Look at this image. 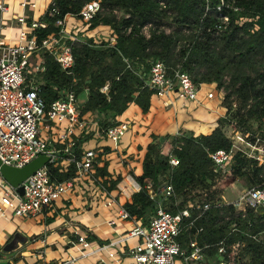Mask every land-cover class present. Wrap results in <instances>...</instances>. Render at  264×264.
<instances>
[{
    "label": "trees",
    "instance_id": "trees-1",
    "mask_svg": "<svg viewBox=\"0 0 264 264\" xmlns=\"http://www.w3.org/2000/svg\"><path fill=\"white\" fill-rule=\"evenodd\" d=\"M90 1L93 0H54V6H49L42 17L46 27L37 29L38 39L55 33L58 19L76 15ZM95 1H99L100 9L90 20L88 29L110 26L116 35L114 46H109L106 40L97 42L92 37L79 38L72 46L74 65L70 73L62 70L52 56L43 54L44 70L34 79L39 96L49 105L70 91L78 96L86 89L87 100L79 108V114L97 113V124L105 128L116 123L115 118L130 103L138 105L143 113L148 111L153 91L144 86L142 78L148 74L153 60L163 61L168 68L180 64L195 83L214 82L218 89L224 88L227 75L225 88L229 92L222 98L226 115L218 119L210 134L192 136L180 131L171 137V152L178 158L176 166L169 164L168 156L161 154L155 144H149L142 161V173L133 176L141 189L131 195L124 208L132 217L147 223L154 204L144 188L145 181L150 180L157 186L161 184L160 176L168 177L176 199L182 198L176 206L173 205L174 198L168 201L169 206L165 204L172 213L193 201L188 196L191 191L203 190L207 194L199 203L207 201L213 206L194 222L192 233L202 227V231L194 236L197 244H213L223 238L229 243L241 241L244 246L237 264H264V214L246 210L242 216L232 205H214L220 199L219 195L215 199L217 192L213 193L211 187L221 173L214 171L209 157L217 149L231 147L232 140L226 135L225 127L232 121L244 131L246 139L253 140L258 134L264 140V128L259 131L264 125V0H224L227 6L223 12L229 16V23L224 32L215 35L206 28L216 20L211 11L219 0H208L211 9L205 15V0ZM52 7L57 11L54 15L49 14ZM115 11L124 15L117 17ZM169 23L174 28L166 32ZM147 24L149 36L142 32ZM182 29L193 33L189 43L174 55L173 48ZM105 85L107 90L104 92ZM231 95H234L233 99ZM234 102L235 112L230 114ZM253 123L257 124L255 131L251 130ZM47 168L57 181L69 179L75 172L74 164H70L65 172L53 164H48ZM95 173L106 175V165L96 168ZM231 173L236 177L244 176L250 185L264 182V165H257L241 152L233 156ZM120 179L111 181L107 189L116 187ZM233 223L235 230L229 229ZM188 233H182L178 239L184 242Z\"/></svg>",
    "mask_w": 264,
    "mask_h": 264
},
{
    "label": "built area",
    "instance_id": "built-area-1",
    "mask_svg": "<svg viewBox=\"0 0 264 264\" xmlns=\"http://www.w3.org/2000/svg\"><path fill=\"white\" fill-rule=\"evenodd\" d=\"M8 0H0V162L7 166L22 167L39 155L49 156L46 165L35 170L22 183L14 187L4 180L0 172V218L11 217L30 218L40 214L45 208L52 206L63 194L69 191L75 179L86 174H92L94 161L97 156L95 149L84 150L81 154H73L69 151L74 141L70 134L76 129L84 131L86 121L79 114L77 96L73 91L52 101L49 105L39 96V88L28 80L36 72L44 70L43 54L54 58L62 70L70 73L74 65L72 46L79 40L77 32L67 29L65 15L55 22L58 30L44 38L38 39L37 29L45 28L47 23L43 20H29L22 13L15 17L16 29L12 35L4 34L6 28L3 16L8 11ZM204 15L209 13L210 6L205 0ZM51 0L49 6H54ZM23 9L28 6L36 7L34 1L23 0L20 2ZM48 6V8H49ZM227 6L224 0H219L212 11L215 14V22L206 28L211 34H220L225 31L229 23V16L223 12ZM47 8V9H48ZM99 1L85 3L76 15L81 22L89 24L90 20L99 11ZM57 11L51 8L50 15ZM129 15H125L128 17ZM10 27V25H9ZM149 24L143 26L142 32L149 36L147 29ZM11 27L9 31H11ZM107 44L114 46L116 35L112 33L107 38ZM34 57H39V62L33 63ZM129 67V65H128ZM141 76V72L137 71ZM144 86L153 91L159 97L175 96L181 101H197L199 88L191 75L182 69L180 64L168 68L159 59L150 62L149 72L143 76ZM107 86L102 88L106 91ZM213 93L208 92L207 98H212ZM51 122L55 126L65 124L63 131L55 132L53 142L63 143L66 146L64 152L69 154L68 161L74 164L75 172L72 178L57 181L52 178L47 168L48 164L57 165V150L50 146L47 138L39 134V125L43 122ZM128 129L126 122H117L108 127L100 128L98 132L113 140L120 139ZM242 144L245 149L238 148L232 143L229 149H217L209 154L214 164V171L230 172L233 156L241 152L247 158L264 165V140L254 135L253 140L244 137ZM263 153V155L261 154ZM171 166L178 164V158L171 151L167 154ZM19 186L23 187V193L17 191ZM134 190L139 191L141 185L134 181L131 185ZM100 189L107 194V189L100 184ZM144 188L147 190L148 198L154 204V210L147 223L138 221L132 217L123 205L117 206L116 218L128 221L130 227L121 235L112 240L97 243L91 246L87 233H80L74 229L73 238L69 243L79 245V256L69 254L56 264H78L81 257L93 253L106 251L108 258L113 264H123L119 255H125L131 262L127 264H237L240 260L241 249L244 243L241 241L229 243L225 238L213 244L199 245L194 236L202 231V227L194 228V222L201 218L205 211L213 205L210 202L203 204L188 201L189 206L170 212L164 200L174 198L173 205L176 206L174 189L166 177L163 184L155 186L152 181L146 180ZM121 194L126 190L118 186ZM104 206L115 204L113 197H105ZM223 202H216L215 206H221ZM235 212L245 216L246 210L264 214V182L242 189L231 204ZM262 208V212L259 209ZM192 212L194 214H192ZM114 219L108 220V225H114ZM229 229L235 230L233 223ZM188 233L187 239L182 242L178 238L182 233ZM39 237V238H38ZM41 236H32L31 242L40 240ZM255 238V236H253ZM135 239L134 243L130 241ZM39 258L44 256V247L38 249ZM102 264L106 262L99 259Z\"/></svg>",
    "mask_w": 264,
    "mask_h": 264
},
{
    "label": "crops",
    "instance_id": "crops-1",
    "mask_svg": "<svg viewBox=\"0 0 264 264\" xmlns=\"http://www.w3.org/2000/svg\"><path fill=\"white\" fill-rule=\"evenodd\" d=\"M22 1H7L8 11L3 16L6 24V28H3L4 34H13L16 29L15 17L22 13L29 20H42L51 2V0H28L34 1L36 7L28 6L23 9L20 5ZM65 21L67 29L68 26L75 28L79 22L85 26L89 25L72 15H67ZM9 25L11 31H9ZM103 29L109 32L108 36L113 33L108 25H98L90 30ZM30 78L33 76H29L28 80ZM197 86L199 88L197 101H181L173 95L159 97L152 94L150 107L145 113L138 105L130 103L126 110L115 118L116 123L126 122L128 124L127 131L118 140L109 139L98 132L97 113L82 114L81 118L86 121V127L82 132L76 129L70 134L74 144L69 151L73 154L77 152L81 154L84 150L95 149L97 156L92 174L76 178L69 191L35 217L23 218L25 220L20 221V217H11L9 214L7 218H0V264H56L69 254L79 256V245L73 246L69 243V240L73 238L74 229L80 233H87L92 247L99 242L115 239L128 229L130 227L128 221L116 218L117 206L119 204L124 206L130 201L131 195L136 192L131 186L135 181L133 176H140L142 173V161L147 146L155 144L161 154L167 155L170 151L169 146L172 148V144L169 143L172 136L180 134V131L192 136L210 134L217 126L218 119L226 115V109L221 103L222 98L218 99L217 94L215 95L216 83L203 82L197 83ZM208 92L213 93L212 98H207ZM83 96L84 99L80 100ZM86 100L87 90L84 89L77 96L79 108ZM40 126V136L47 138L50 146L57 150V165L55 166H59V170L65 172L71 164L68 161L69 154L64 152L67 140L63 143L52 140L54 133L63 131L65 124L55 126L46 121ZM103 165H106L107 174L97 175L95 169L102 168ZM117 177L121 179L116 187L108 190L110 182ZM100 184L106 187L107 194L100 189ZM118 186L126 190L125 195L120 193ZM232 186L235 185L232 184ZM105 197H113L115 204L104 206ZM110 219H114V225H108ZM138 221L142 222L140 219ZM25 229L28 232L27 235L23 234ZM32 236H41L44 242L40 240L31 242L29 238ZM14 238L18 244L16 249L4 251L2 248ZM21 238L24 239L23 243L19 241ZM130 242L134 243L135 239ZM41 247H44L45 252L43 258L37 255ZM119 256L123 264L131 262L125 255ZM100 258L104 259L105 264H113L106 251L81 257L78 264H102Z\"/></svg>",
    "mask_w": 264,
    "mask_h": 264
},
{
    "label": "rangeland",
    "instance_id": "rangeland-1",
    "mask_svg": "<svg viewBox=\"0 0 264 264\" xmlns=\"http://www.w3.org/2000/svg\"><path fill=\"white\" fill-rule=\"evenodd\" d=\"M115 13V15L117 16V17H121V16H123L124 14L121 12V11H115L114 12ZM169 22H171L170 21V19H169ZM170 24V23H169ZM170 27H165V30H166V32H169L170 30H173V28H174V25H169ZM87 27H89V25L88 26H85L84 24H82V23H77V26L74 28H71L70 26H68V30H75V32L77 31V32H80V33H78L79 35V38H83V37H86V38H88V37H92L95 41H97V42H101V41H103V40H107L106 38H108V31H106V29H103V30H98V31H91L90 29H88ZM77 29V30H76ZM78 29H79V31H78ZM83 31V32H82ZM147 32H148V29H147ZM191 33H193L192 32V30H186V29H182L179 33H178V39H177V41H176V45H175V47L173 48V54L175 55L177 52H178V50H179V48H181L182 46H185L186 44H188L189 43V41H188V39H189V37H190V35H191ZM82 34V35H81ZM88 35H90V36H88ZM173 61H175V59L174 60H171V62H173ZM37 62H39V57H34V59H33V63H37ZM38 72H36L34 75H33V78L35 79V77H37L38 76V74H37ZM224 80H225V83H224V88H222V89H218L217 87H215V95H216V98H218V99H221V98H223V96L227 93V92H229V90L228 89H226L225 88V86H226V84H227V81H228V76L226 75L225 77H224ZM216 86H217V84H216ZM234 98V95H231V99H233ZM84 99V96L83 97H81L80 98V100H83ZM223 100V99H222ZM222 103V102H221ZM233 109L231 110V112H230V114H234V112L235 111H233L235 108H236V102H234L233 103V107H232ZM226 109V108H225ZM39 128H41V126L39 125ZM245 128V127H244ZM252 129V131H255V130H257V124L256 123H253V125H252V127H251ZM262 128H264V125L261 127V129L259 130V131H261L262 130ZM241 130V128L240 127H238V125H236V123H235V121H232L229 125H227L226 127H225V133H226V135L232 140V143H234L238 148H240V149H245V150H247L248 151V149H246L245 147H244V145L242 144V140L244 139V131H240ZM258 131V132H259ZM237 132V134H235ZM243 132V133H242ZM258 132H256V133H258ZM246 134H248L247 132H246ZM255 135H257V136H259L260 137V135H258V134H255ZM231 137H233V138H231ZM169 143H171V140H169ZM169 150L171 151L172 150V148H171V146H169ZM262 155H263V153H261ZM128 176H130V175H128ZM126 177V176H125ZM130 177H132V176H130ZM133 178V177H132ZM165 176H160L159 177V179H160V181H161V184H163L164 183V181H165ZM134 179V178H133ZM135 180V179H134ZM232 184H234L235 186H232L231 187V185ZM249 186H252V185H250V184H248V182H247V180L245 179V177L244 176H242V177H236V176H234L232 173H231V169H230V172H225V173H221L217 178H216V181L214 182V187H211V190H212V192L214 193V192H217V194L215 195V199H217L218 197V195H219V199H220V201L221 202H223L224 204H231V202H233L234 201V199L237 197V195L239 194V192L242 190V189H244V188H247V187H249ZM232 188V189H231ZM206 192L205 191H203V190H193V191H191L189 194H188V196H191L192 197V199H193V202L192 203H199V202H202L201 200H203V198H205V196H206ZM222 195H224V197H222ZM169 200H164L163 201V204H166L167 206H169L168 204H169V202H168ZM182 201V198H177L176 199V204H178V203H180ZM220 201H217V202H220ZM207 202V201H206ZM200 204V203H199ZM185 206H189V203L187 202L186 204H185ZM19 220L20 221H23V220H25V219H23V218H19ZM28 223V222H27ZM27 224L25 223V226H26ZM26 233H28L27 231H26V229L25 230H23V234L24 235H27ZM26 237V236H25Z\"/></svg>",
    "mask_w": 264,
    "mask_h": 264
},
{
    "label": "water",
    "instance_id": "water-1",
    "mask_svg": "<svg viewBox=\"0 0 264 264\" xmlns=\"http://www.w3.org/2000/svg\"><path fill=\"white\" fill-rule=\"evenodd\" d=\"M48 161H49V156L39 155L22 167L7 166L0 162V172L6 182L16 187L20 183H22L27 177H29L35 170L46 165ZM17 191L20 194H22L23 187L19 186L17 188ZM259 211L262 212V208H260ZM19 241L20 243H23L24 239L21 238L19 239ZM17 246L18 244L14 238L11 241H9L2 249L4 251H10V250L16 249Z\"/></svg>",
    "mask_w": 264,
    "mask_h": 264
}]
</instances>
